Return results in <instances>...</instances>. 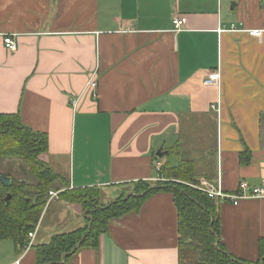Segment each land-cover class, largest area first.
I'll list each match as a JSON object with an SVG mask.
<instances>
[{"label":"crops","instance_id":"obj_1","mask_svg":"<svg viewBox=\"0 0 264 264\" xmlns=\"http://www.w3.org/2000/svg\"><path fill=\"white\" fill-rule=\"evenodd\" d=\"M174 16L187 18L179 31ZM233 24L264 30V0H0V113H19L48 135L40 157L59 175L52 191L94 187L107 204L138 182L165 180L161 168L184 157L194 166L190 185L249 194L264 188V32ZM215 70L220 84H204ZM95 72L96 97L85 90ZM175 148L180 156L168 153ZM214 201L226 251L256 262L264 197ZM87 222L78 205L52 199L34 246L0 241V264H36V245ZM179 258L178 209L161 190L66 264Z\"/></svg>","mask_w":264,"mask_h":264},{"label":"trees","instance_id":"obj_2","mask_svg":"<svg viewBox=\"0 0 264 264\" xmlns=\"http://www.w3.org/2000/svg\"><path fill=\"white\" fill-rule=\"evenodd\" d=\"M48 148V135L25 125L19 113H0V157L22 159L30 173L26 170V175L32 178L0 173L11 178L8 185L0 180V241L12 240L25 247L29 232L40 222L49 191L59 177L40 157ZM174 152L180 156L179 148L168 153ZM160 171L165 180L138 182L133 193H124L107 204L102 203V193L94 187L61 191L59 198L79 205L88 222L36 245V264H66L80 249L97 247L111 219L138 212L147 198L161 190L174 194L178 209L179 264H264V238L260 240V258L256 262L226 251L220 240L216 202L189 184L196 181L191 161L181 157L178 166L166 165Z\"/></svg>","mask_w":264,"mask_h":264},{"label":"built area","instance_id":"obj_3","mask_svg":"<svg viewBox=\"0 0 264 264\" xmlns=\"http://www.w3.org/2000/svg\"><path fill=\"white\" fill-rule=\"evenodd\" d=\"M187 18L185 16H174L173 18V24H174V30L179 31L183 26L186 24ZM220 31L224 29H219ZM231 31H245L250 36L259 37L262 36L264 30L262 29H245L237 27L236 25H232L230 27ZM4 43L5 46L9 50H16L17 43L13 36H5L4 37ZM221 81V73L219 70H215L212 73L209 74L207 78L204 80V84L206 85H219ZM98 86V80L96 76V72L93 73V75L90 77V79L87 82L86 89H91L93 91V96L96 97V90ZM77 100H73V104H76ZM156 166L158 169L162 167V163L159 160H156ZM195 188L201 190L204 192L209 198L213 200H217L219 202H232L234 204H238L241 199L249 198V197H264V188L263 187H256L253 188L249 194L244 193L242 191H237L234 193L225 192L219 185L212 184L208 181H202L201 184L193 185ZM58 191H49V201L53 198L59 197ZM40 223V222H39ZM39 223L36 225L35 229L28 234L27 243L25 245V249L28 250L31 247L34 246V240L37 234V230L39 228Z\"/></svg>","mask_w":264,"mask_h":264},{"label":"rangeland","instance_id":"obj_4","mask_svg":"<svg viewBox=\"0 0 264 264\" xmlns=\"http://www.w3.org/2000/svg\"><path fill=\"white\" fill-rule=\"evenodd\" d=\"M25 171L29 173L28 167L22 159L15 158V157H7V158L0 157V173H6V174L9 173L10 175H12L13 177H16V178H30V179H32L30 176L26 175ZM53 199H55V198H53ZM78 228H80V227H78Z\"/></svg>","mask_w":264,"mask_h":264},{"label":"water","instance_id":"obj_5","mask_svg":"<svg viewBox=\"0 0 264 264\" xmlns=\"http://www.w3.org/2000/svg\"><path fill=\"white\" fill-rule=\"evenodd\" d=\"M163 154H164V152H162V150H159L158 152H157V155L158 156H163ZM0 180L4 183V184H10V182H11V178L10 177H7V176H4V175H1L0 174ZM11 196L10 195H8L7 196V200H9V198H10Z\"/></svg>","mask_w":264,"mask_h":264}]
</instances>
